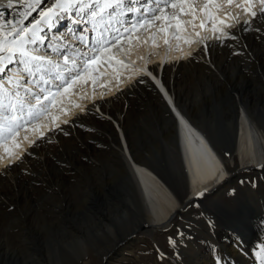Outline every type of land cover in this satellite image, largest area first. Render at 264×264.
<instances>
[{
  "label": "bare ground",
  "instance_id": "obj_1",
  "mask_svg": "<svg viewBox=\"0 0 264 264\" xmlns=\"http://www.w3.org/2000/svg\"><path fill=\"white\" fill-rule=\"evenodd\" d=\"M0 3L6 5L7 0ZM203 6L199 0L196 7ZM28 7L14 4L11 9L0 7V11L6 17L21 19L17 12ZM221 8L218 13L221 19L225 13L251 19L235 5L222 4ZM166 11L171 14L174 10ZM129 13L135 22L143 10L125 12L118 20L111 21L108 31L104 25L109 24V18L105 16L104 24L91 31L92 36L100 37L103 32L110 39L109 33L115 34L125 26L120 21L126 22L125 15ZM37 16L38 13H33L25 24ZM204 18L198 12L197 27L185 25L181 35L197 41L192 44L176 40L174 28L169 29V43L165 44L164 34L157 30L160 21L147 30L140 29L138 40L134 39L127 47L121 46L122 41L110 53L127 65V69L113 63L114 73L106 64L101 65L94 73L99 77L95 89L89 81L73 88L67 98L56 97L62 104L49 106V112L59 117L58 123L70 121L61 124L63 130L70 132L69 136H64L62 131L49 132L51 117L41 116L30 127L46 125L41 130L53 143L40 140L34 147L30 146L29 140L35 139L37 133L21 130L18 137L21 147L16 150L24 157L21 162L16 163L15 157L10 160L0 149L3 158L0 264H113L112 261L122 257V250L131 252L136 245L133 244L144 238L142 231L151 236L155 231L168 229L177 214L191 206L203 208L202 202L208 195L221 200V195L233 186L235 194L221 200L223 208L228 210L235 201L246 199L243 205L234 204L233 210L221 219L222 213L215 211L214 203L206 210L214 221L207 235L221 244L226 254L215 256L212 251H205L203 255L201 241L192 252L183 249L184 256L189 258L188 264H258L253 253L259 251L258 245L264 244V65L245 71L244 79L236 86L225 77L228 66L223 67V62L218 60L237 52L233 58H239L238 67L245 70L250 69L253 60L264 58V23L256 21L248 31L243 26L237 27L232 31L238 40L218 43L213 39L216 34L211 31V22L205 30L199 29ZM181 19L188 21L191 17ZM257 26L262 29L259 33L255 31ZM50 43L62 50L69 49L62 39ZM205 44L211 45L207 56L203 52ZM86 51L89 48L83 52ZM47 52L61 63V69L53 72L62 71V58L49 49ZM17 67L10 66L13 70ZM43 75L51 78L47 73ZM153 77L165 87L172 105ZM184 77L203 83V89L192 100L183 90ZM34 80L39 81V75ZM102 84L107 87H100ZM41 87L49 86L41 81L33 91L38 92ZM59 107L67 114L61 113ZM97 107L101 117L91 109ZM141 107L148 110L146 118L141 116L144 115ZM186 118L198 128L191 126ZM191 132L198 143L193 142ZM25 135L29 140H24ZM90 139L94 141L89 143ZM84 145L89 150L82 149ZM40 154L54 157L38 160L36 155ZM9 163L11 167H6ZM65 175L79 183L74 182L70 191L66 188L67 191L59 193L64 188ZM235 178L247 179L237 183ZM251 181H256V187H252ZM202 191L205 195L197 198V193ZM100 233L104 243L97 238L95 243H88ZM37 238L41 246L36 243ZM78 245H81L78 252L68 250ZM52 248L56 250L54 260L49 257ZM176 261L172 263L180 264Z\"/></svg>",
  "mask_w": 264,
  "mask_h": 264
},
{
  "label": "snow or ice",
  "instance_id": "obj_2",
  "mask_svg": "<svg viewBox=\"0 0 264 264\" xmlns=\"http://www.w3.org/2000/svg\"><path fill=\"white\" fill-rule=\"evenodd\" d=\"M152 2L153 0H148V3ZM154 2L157 5L155 9L142 5L141 18L135 22L120 21L125 26L122 30L117 29V34L109 33L110 39L106 38L102 32L100 37L92 36L90 38L91 42L87 45L89 51L82 52L75 49L72 53L67 51V47L62 50L50 43L53 39H63V33H53L59 23L68 20L69 32L74 30V25L81 26L78 39L80 43H85L84 33L94 31L98 25L104 24L105 16L109 18V24L104 25L105 31H108L111 21L118 20L125 12L141 13V7H137V5H141V0H7L6 5L0 3V7L9 9L13 8L14 4L29 6L26 10L17 12V15L22 17L21 19H17L15 16L6 17L5 12L0 11V149L10 160L15 157V162L19 163L24 159L16 152L21 147L18 140L21 130L37 133L36 138L31 140L27 135L24 136V140H29L30 146L34 147L40 140L53 143L50 137L41 130L46 125L37 124L30 127L33 121L38 120L41 116L51 117L52 127L49 132L62 131L64 136L70 135V132L61 127V124H68L70 121L64 120L58 123L59 117L49 112V106L57 107L62 104V101L57 100L56 97L67 98L77 85L91 81L95 89L99 77L94 73L99 71L101 65L106 64L113 69L114 73H116V68L113 67V63L127 69V65L116 60L115 55L110 53L125 39L129 45H131L132 39L138 40L139 37L134 33L140 29L147 30L153 27L156 21H160L157 30L164 34L165 44L169 43L170 28L175 29L173 35L176 40L183 39L187 44L196 43L197 41L181 34L185 31L186 24H190L193 29L197 27L195 21L199 12L205 17L198 25L199 29L205 30L206 25L211 22V31L216 34L213 38L214 41L224 43L228 39L238 40L233 29L243 26V30L248 31L256 21L264 23V0H202L204 6L201 8L196 7L199 0H154ZM222 4L235 5L241 9L244 16L251 19H241L240 16H233L230 13H225V17L221 19L218 13L222 11ZM256 6H259L258 9ZM169 8L174 10L173 13L169 14L166 11ZM33 13H38V16L25 24V21L32 17ZM182 16H190L191 20L184 21L181 19ZM228 20L235 21V23H228ZM89 23L91 29L87 26ZM255 31L259 33L262 29L257 26ZM48 33H53V35L49 36ZM195 35L200 37L199 32H196ZM207 39V37H201V40ZM39 46H44L51 52L57 53L62 58L64 69L54 73V69H61L60 61L50 56L47 51L42 52ZM210 47V44H205L203 49L205 56L208 55ZM101 53L105 55H101ZM238 54L237 52L233 53V55ZM191 55L192 53H188V56ZM14 64L18 67L13 70L10 66ZM44 73H47L51 78L46 79ZM149 74L151 75V73ZM37 75H39V81L34 80ZM100 75H104V73H100ZM116 79L119 80L118 73ZM153 79L156 80L155 77ZM41 81L49 87L47 89L41 87L38 92L33 91L35 84ZM156 84L165 94L168 103L172 105L173 101L168 97L165 87L159 80H156ZM100 87H107V85L102 84ZM21 89H23V94ZM33 100L35 103L32 102ZM74 106L79 107V105ZM59 111L67 114L63 107H59ZM82 111L85 110L82 109ZM2 159L0 157V163H2ZM6 167H11V163ZM250 183L252 187H256V181ZM204 195L203 191L199 192L197 198H202ZM185 235L183 229L178 227L175 237L171 235L167 237L169 248L175 251L178 242L182 241ZM257 247L259 251L254 252L253 255L258 264H264V244ZM154 248L158 261L167 258L168 254L158 245H154Z\"/></svg>",
  "mask_w": 264,
  "mask_h": 264
},
{
  "label": "rangeland",
  "instance_id": "obj_3",
  "mask_svg": "<svg viewBox=\"0 0 264 264\" xmlns=\"http://www.w3.org/2000/svg\"><path fill=\"white\" fill-rule=\"evenodd\" d=\"M237 59H239V58H233V55H229L227 58H223V59L220 58L218 60V63H221V61L223 62V67L226 66V65L228 66V68H226L225 77H226V79H227V81L229 83H232V84H234L236 86L240 85V83L244 79L245 71L252 70L253 66H255L256 68L257 67L259 68L260 66L264 65V58H261V59H258L257 61L253 60L254 63H252V65L250 66V69L243 70V69H240L238 67L239 66L238 64H239V62L241 60H237ZM228 63H230L231 65L228 64ZM233 67H235V68H233ZM236 68H238V69H236ZM231 74L232 75L234 74L235 76L234 75L232 76ZM234 77H236L237 79L234 78ZM184 78H185V80L183 78L181 79L183 81V82L181 81L182 82V86L184 88L183 90L192 100V98L195 97L194 94H196L201 89H203V87H201V85L203 83L198 82L196 79H193L192 77H184ZM171 82H172V80H171ZM197 89H199V90H197ZM97 108H94V109L91 108V109H92V111L95 110L96 113H98V115L100 116L102 113L100 112V109L99 108L97 109ZM200 108H202V106ZM146 110H147L146 107L145 108L141 107V109H140L141 112L144 111V112H142L144 115H141L143 118H146L147 115H148V110L147 111ZM82 113H84V112H82ZM110 123L114 126V129L116 131H118L117 127L115 126V123H113L112 121H110ZM93 141L94 140L90 139L89 143H92ZM82 149L89 150V148L86 145L82 146ZM99 156H101L102 158H100V159L103 160V156L102 155H99ZM36 157L38 158V160L41 159V158L42 159L43 158L44 159H49V158L54 157V155L50 154L49 156H46L44 154H42V155L40 154V155H36ZM162 166H164V165H162ZM64 178H65L63 180L64 188L62 190H59V193L64 192L66 190V188L68 189V191H70V189L72 188L74 182H78L79 183V181L76 178H74L75 179L74 181L71 180V178L69 176H67V175H65ZM244 179H247V178H240V179L239 178L238 179L235 178V182H237V183L239 182L240 183L241 180H243V182H244ZM238 180H240V181H238ZM234 188H235V186H233L232 189L230 190L231 193H230V191H227V192L225 191V193L221 195V200H223L226 195L234 196V194H235ZM68 193H69V195H72L70 192H68ZM221 200L217 196H209L208 195V196H206L205 200L202 202L203 208H199L198 206H191L188 209H185L183 212L177 214L174 217V219L172 220L171 226H170V228H168L167 231H165V230H161V232L160 231L159 232L155 231L153 234H151V236L147 235V234H144L145 231H142V234H143L144 238H139L138 241H137L138 244L136 242L133 244V245H135V244L136 245L134 246L135 248L132 247L133 249H132L131 252L128 251V250H124V251L122 250V252H121V253H123L122 257L118 258V260L112 261L113 264H173L172 262L176 261V260L177 261L179 260L178 263L180 262V264H182V262H183V264H188L189 258L184 256L186 254V253L184 254V251L189 249V251L192 252L195 248L198 247V245H199V243L201 241H202L201 243H203V245H204L203 255H206L205 251L206 252L212 251L215 256L226 254L225 250H222L221 244H216L215 241L210 238V235L209 236L207 235L211 231V229H212L211 226H212V224H214V221H213V218H212V214H210L206 210H209L210 206H212V204L214 203L216 205L215 211H220L222 213V215L220 217V219H221L223 216L226 215V212L228 214L229 212H231L233 210L231 208L233 207L234 204L237 205L239 203L240 204L242 203V205H243L245 203V201H247V200L245 199V200H241V201H235L233 203V205H230L231 208H228V210L223 208V206L221 204ZM178 227L183 229V231L185 232L186 235H185V238L182 241L178 242L177 248L175 249V251H173L167 245V237L170 236L172 231H173V233L171 234V236L175 237L176 236V229ZM1 229H3V228L1 227ZM96 236H95V239H93V240H92V237H91L90 238L91 241H88V243H90V242L95 243L96 238H97V240H103V238H104L103 235H101V233H100V235H96ZM208 238H209V240H208ZM36 243L39 246H41V243L38 240V238L36 239ZM102 243H104V240H103ZM214 244H216L215 245L216 248L213 247ZM154 245H158L160 249H162L165 253L168 254L166 259H164L162 261H158L157 260L156 251H155ZM32 246L35 247L36 244H33ZM84 246L87 247L88 244H86V245L84 244ZM122 246H124V245H122ZM210 246H211V248H210ZM79 248L81 249V245H78L77 247L68 248V250H71L72 252H75L77 250V252H78ZM120 248L121 247H119L118 250H121ZM54 249L55 248L50 249V251H52V253L49 251V254H50L49 257L52 260H54V256H55V253H56V250H54ZM114 249H117V248H114ZM183 249H184V251H183ZM53 252H55V253H53ZM32 256H34V255H32ZM219 264H222V263L219 262Z\"/></svg>",
  "mask_w": 264,
  "mask_h": 264
},
{
  "label": "water",
  "instance_id": "obj_4",
  "mask_svg": "<svg viewBox=\"0 0 264 264\" xmlns=\"http://www.w3.org/2000/svg\"><path fill=\"white\" fill-rule=\"evenodd\" d=\"M169 108L171 109L170 106H169ZM171 112L173 113L174 117L177 118V116H175V114H174V112H173L172 109H171ZM184 116H185V115H184ZM186 119H187V118H186ZM187 120H188V119H187ZM188 122H189V124H191V126L198 128L195 122H193V121H189V120H188ZM188 130H191V129H188ZM200 130H201V132L203 133V135L206 137V135H205L206 133L204 132V130H203L202 128H201ZM191 134H192V136H193V142L198 143V139L193 135V132H191ZM197 148H198V146H197Z\"/></svg>",
  "mask_w": 264,
  "mask_h": 264
}]
</instances>
